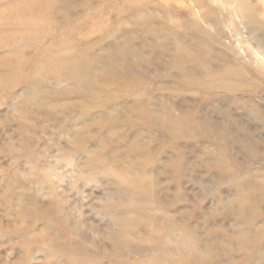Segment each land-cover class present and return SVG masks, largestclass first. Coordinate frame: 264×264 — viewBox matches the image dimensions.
Instances as JSON below:
<instances>
[{
    "label": "rangeland",
    "instance_id": "rangeland-1",
    "mask_svg": "<svg viewBox=\"0 0 264 264\" xmlns=\"http://www.w3.org/2000/svg\"><path fill=\"white\" fill-rule=\"evenodd\" d=\"M0 264H264V0H0Z\"/></svg>",
    "mask_w": 264,
    "mask_h": 264
}]
</instances>
